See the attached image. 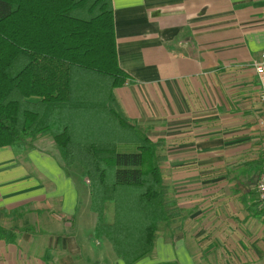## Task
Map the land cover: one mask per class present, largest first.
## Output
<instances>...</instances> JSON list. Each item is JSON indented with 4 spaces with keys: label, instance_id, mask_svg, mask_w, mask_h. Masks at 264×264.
<instances>
[{
    "label": "crops",
    "instance_id": "obj_1",
    "mask_svg": "<svg viewBox=\"0 0 264 264\" xmlns=\"http://www.w3.org/2000/svg\"><path fill=\"white\" fill-rule=\"evenodd\" d=\"M112 5L118 65L133 81L114 95L161 142L162 178L178 212L133 264H264V200L246 195L238 177L241 205L226 203L225 191L227 171L260 129L253 63L264 52V0ZM47 136L19 153L0 147V228L11 232L0 237V264H125L93 235L83 169L66 165ZM260 157L245 160V171L259 174L249 164Z\"/></svg>",
    "mask_w": 264,
    "mask_h": 264
},
{
    "label": "trees",
    "instance_id": "obj_2",
    "mask_svg": "<svg viewBox=\"0 0 264 264\" xmlns=\"http://www.w3.org/2000/svg\"><path fill=\"white\" fill-rule=\"evenodd\" d=\"M132 82L117 61L112 0H0V147L19 153L50 136L63 162L85 173L94 237L125 264L149 255L159 225L178 214L161 142L115 98ZM249 165L260 174L263 159Z\"/></svg>",
    "mask_w": 264,
    "mask_h": 264
},
{
    "label": "rangeland",
    "instance_id": "obj_3",
    "mask_svg": "<svg viewBox=\"0 0 264 264\" xmlns=\"http://www.w3.org/2000/svg\"><path fill=\"white\" fill-rule=\"evenodd\" d=\"M254 133L255 134L251 138V139H254L252 141L253 147L247 150L248 152H246V154L243 152L244 154L239 157L243 160H241L239 164H234L233 170L230 169V171H227V176L225 180V183H226L225 191L227 193L226 203H228L229 205L233 203L241 205V202L238 196L239 193H235L234 191L235 188H234L233 177H238V180L241 182V187L239 188L245 190V192L247 191L248 193L246 192V195L248 194L249 197L250 195H254V200L258 198L256 197L257 195L255 194V185H256L259 174L257 171H253V170L245 171V164H244V161L247 159H254V158L261 156L260 158L263 159V165H264V146L261 141L262 130L256 128ZM47 137L50 138V136H47ZM76 166L80 169L78 165ZM166 199L170 200L168 193L166 194Z\"/></svg>",
    "mask_w": 264,
    "mask_h": 264
},
{
    "label": "built area",
    "instance_id": "obj_4",
    "mask_svg": "<svg viewBox=\"0 0 264 264\" xmlns=\"http://www.w3.org/2000/svg\"><path fill=\"white\" fill-rule=\"evenodd\" d=\"M254 73L257 77L259 84L258 100L261 106V115L257 120L259 128L262 130V140L264 146V52L260 54L258 60L253 63ZM255 191L260 200H264V165L260 172L256 185Z\"/></svg>",
    "mask_w": 264,
    "mask_h": 264
}]
</instances>
